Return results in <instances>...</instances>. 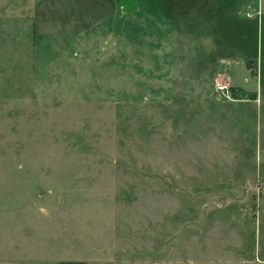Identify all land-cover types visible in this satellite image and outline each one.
Masks as SVG:
<instances>
[{"label":"rangeland","instance_id":"1","mask_svg":"<svg viewBox=\"0 0 264 264\" xmlns=\"http://www.w3.org/2000/svg\"><path fill=\"white\" fill-rule=\"evenodd\" d=\"M9 1L0 258L264 264V0Z\"/></svg>","mask_w":264,"mask_h":264},{"label":"crops","instance_id":"2","mask_svg":"<svg viewBox=\"0 0 264 264\" xmlns=\"http://www.w3.org/2000/svg\"><path fill=\"white\" fill-rule=\"evenodd\" d=\"M150 1H153V0H150ZM150 1L148 0V2H150ZM156 2H158V0H156ZM6 3L7 4H6L5 8L7 9L9 7L10 1L6 0ZM147 9L153 10V7L148 5ZM10 11H13V8L10 9ZM0 264H19V263L15 262L13 260L1 257L0 258ZM51 264H95V263H93L89 260H85V259H61V260H57L55 262H52Z\"/></svg>","mask_w":264,"mask_h":264},{"label":"built area","instance_id":"3","mask_svg":"<svg viewBox=\"0 0 264 264\" xmlns=\"http://www.w3.org/2000/svg\"><path fill=\"white\" fill-rule=\"evenodd\" d=\"M217 89L225 94H229V84L217 82Z\"/></svg>","mask_w":264,"mask_h":264},{"label":"trees","instance_id":"4","mask_svg":"<svg viewBox=\"0 0 264 264\" xmlns=\"http://www.w3.org/2000/svg\"><path fill=\"white\" fill-rule=\"evenodd\" d=\"M253 60H257V58L256 59H254V58H249V60H248V64H249V66L251 67V61H253Z\"/></svg>","mask_w":264,"mask_h":264}]
</instances>
